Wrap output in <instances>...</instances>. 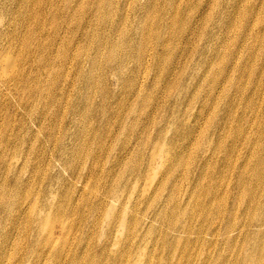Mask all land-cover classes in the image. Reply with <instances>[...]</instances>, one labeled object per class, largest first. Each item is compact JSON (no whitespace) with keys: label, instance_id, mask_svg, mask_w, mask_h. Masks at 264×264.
<instances>
[{"label":"rangeland","instance_id":"1","mask_svg":"<svg viewBox=\"0 0 264 264\" xmlns=\"http://www.w3.org/2000/svg\"><path fill=\"white\" fill-rule=\"evenodd\" d=\"M26 1L0 0V52L18 58L24 36L32 41L28 57H23L27 60L20 61L25 79L17 94L3 88L0 96V195L6 197L0 196V263L68 264L76 258L83 264H119L122 250L126 253L130 248V256L123 258L130 264H246L249 251H262L260 242L256 246L255 235L263 232L264 226L255 222L249 227L242 208L238 214L231 199L223 200L224 190L231 185L227 180L218 182L219 197L212 211L225 208L226 220L231 213L236 223L240 219L239 227L231 233L233 241L227 239L221 216L209 215V210L205 216L208 222H197L192 234L183 232L181 225L173 231L155 214L164 198L171 200L170 207L180 199L178 189L186 183L182 173L192 167V152L204 144L210 119L222 104L218 93L208 100V105L214 103L217 108L207 107L196 140L185 151L182 141L194 120L182 123L199 110L208 86L203 78L195 84L200 60L193 56V49L214 38V48L220 54L221 36L215 30L212 38L209 24H227V18H217L225 3L111 0L99 13L95 0H81L82 4L80 0ZM246 1L248 8L255 6L256 11L245 16L231 13L234 32L239 29V18H264L263 0ZM148 3L152 6L149 13ZM212 14L216 18H210ZM203 17L208 18V24ZM38 18L42 24L35 20ZM204 28L207 43L200 39ZM125 54L128 59L123 68L107 61L109 56L118 61ZM93 59L97 60L95 66ZM218 62L211 73L221 68ZM197 90L201 96L195 99ZM51 98L55 104L50 111ZM207 144L201 151L204 156L211 149ZM161 150L169 154L168 166L162 165ZM179 157L182 162L175 179H170L165 190V186L157 189ZM197 166L193 169L198 171L200 156ZM207 183L202 181L203 188ZM196 200L190 199L189 213L195 210ZM29 206L34 209L31 214ZM127 209L137 223L130 237L110 218L111 212L123 217ZM45 211L47 219L38 218ZM200 225V237L206 243L196 238ZM248 231L253 233L247 236ZM35 239L37 250L32 245ZM57 257L61 262L56 263Z\"/></svg>","mask_w":264,"mask_h":264},{"label":"bare ground","instance_id":"2","mask_svg":"<svg viewBox=\"0 0 264 264\" xmlns=\"http://www.w3.org/2000/svg\"><path fill=\"white\" fill-rule=\"evenodd\" d=\"M27 1H29V0H27ZM95 1L96 2L98 1V5L96 4L97 5L96 8H98V12L100 13V12L104 11L103 8L105 6H103V5L105 3L108 4V2H110L111 0H95ZM221 1L223 3V6L225 3V7H222V10L218 14L217 18H227V24L225 26H223L222 21H221V24L219 26H215L216 25L215 21H212L209 24V28H210L209 31H210V34L212 35V38H213V34H214L215 30L219 31V36H221L220 46H218L221 48L220 54H218V52L214 48V47H217V45L214 44L216 39H214V38L212 40L209 39L208 43H207V38L209 36L204 35V33L206 31L205 28L203 29V32H202L203 35H202V38H200V39L203 41L206 40L207 45L201 46V44H200V46L194 47L195 49H193V50H195L193 56H195V57L198 56L199 60H200V61H198V64H200V67H198V71H197V75L200 74V76H199L198 80H196L195 84L198 85V82H200V80H202V78H203V81H206L205 83L206 84L208 83V86H207V90L204 94V97H205L204 102L200 105L199 110L196 111V113L189 115V118H187V121L182 123V124L188 125L191 122V120H194V123L189 126L188 135L182 141V147L185 149V151L189 150L190 146L192 147V145H193L192 141L196 140L194 138V136L196 135V132H198L197 129L200 128L199 127L200 121L202 120V117H203L207 107L209 105H211V104L208 105V100H211L213 98V96H215V94L218 93L222 97V104L219 107V109H217V111L214 115V119L213 120H212V118L210 119L209 126H208L210 128L207 131V137H206V140L204 141V144L200 145V147H198V150H194L192 152V154H193L192 167L188 170L187 173L186 172L182 173V175L185 176L186 183L184 186H180V188L178 190H179L180 196L183 197V199H181V197L179 199V197H178L175 201H172V206L170 207L168 204L170 203L171 200H169L168 198H164L160 202V205L158 206L155 214L159 217V220L161 221L162 224H167L168 227L170 229H172L173 231L175 230L176 225H181V229L183 232H185L187 234H192L194 232V227L197 224V222H200V220L204 223L208 222L207 217H205V216L207 215L206 213H208V210H209V215L211 213H215L216 216L217 215L221 216V221L224 220V222L226 224V226H225V232L226 233L225 234L227 235V239H229L230 241H233L231 233L236 231L237 228L239 227L238 225L240 223V219L237 218L238 221L236 223V218L233 215L231 216V214H232L231 213L228 215V219L226 220L225 219V217H226L225 208H223V209L218 208L215 211H212V209L214 207V201L219 197V191L217 189L219 181L227 180L228 184L229 183L231 184L230 188H226L224 190L223 200H226V202H227V200L231 199L232 203H234V205H236V211L238 212V214L242 208L243 213L245 215V221L249 225V227H251L253 225V223H255V222L259 223L260 226H264V18H239V21L241 19L239 29H237L234 32L233 31L234 24H233V20L231 19V18H233L232 15L242 13L245 16V15L250 14V12L252 13V11L255 10L256 7L251 6L250 8H248L249 6L247 5L246 0H221ZM256 1L258 2V0H256ZM85 2H86V0H85ZM260 2H261V0H260ZM79 3L82 4V1ZM129 3L130 2H128V4ZM213 4L214 3H212V6H213ZM28 5H30V4H28ZM245 5H247V6L245 7ZM79 6H81V5H79ZM79 6L77 5L78 8H79ZM260 6L262 9H264V0L260 4ZM151 7L152 6L148 3V7L146 9L147 12L150 11ZM242 7H243V9H241ZM81 8H83V7L81 6ZM85 8H86V5H85ZM102 9H103V11H101ZM109 9H110V7H109ZM143 9H144V6H143ZM228 9H230V10H228ZM23 10H24V7H23ZM83 10H84V8H83ZM124 10H127V9H124ZM231 13H232V15H231ZM81 14H83V13H81ZM94 14H95V12H94ZM125 14H126V12H125ZM254 17H255V14H254ZM22 18H23V16H22ZM210 18H216V16L212 14ZM35 20H37L39 22L38 24H42L41 18H38ZM29 21H28V26H30V24H31ZM204 21H206L207 24L209 22L208 18H204ZM11 25H12V23H11ZM55 26L57 28V25H55ZM161 26H164V25L161 24ZM217 27H219V30L217 29ZM236 28H238V27H236ZM28 29H30V28H28ZM16 30H17V28H16ZM142 30L144 31V25L142 26L141 31ZM27 31H29V30H27ZM31 31H33V30H31ZM127 31H128V29H127ZM16 33H18V32H16ZM29 34H31V36H33L32 33H29ZM230 34L232 35V36H230L231 40H229ZM25 35H27V34H25ZM31 36H29V37H31ZM32 40H34V39H32ZM203 41H202V43H203ZM30 42H32V41H30L29 39L27 40L24 36V40L22 41V45H21L22 46V48H21L22 52L20 51L21 53L18 52V54H16V55H18V58H16L15 56H12V54L10 55L9 53L4 54V53H1L2 51L0 52V96L1 97L4 95V91H2L3 88H8L10 91L14 90L17 94L18 85H20L19 84L20 81L22 80V78H24V74H23L24 72H23L22 66H20L23 63H20V61L22 62V60H23L25 62L27 60L26 58H25L26 60L23 59V57L25 55H27V53L30 50V46L32 45V43L30 45ZM12 43H15V42H12ZM11 44H10V46H11ZM33 44H34V42H33ZM7 48H9V47H7ZM7 48H3V49L5 50ZM13 48H14V51L18 50V48L17 49H15V47H13ZM34 48H36V47H34ZM14 51H13V53H14ZM96 53L98 55L99 49L97 50ZM29 55H31V54H29ZM27 57H28V55H27ZM29 57H32V56H29ZM127 59H128L127 54H125L118 61H116L114 58H112V56H109L107 58V61L108 62L109 61L115 62V63H117L118 68H123L124 63ZM218 60H219L218 63L221 64V68L218 70V72L211 73V70L213 68L212 66ZM40 61H41V59H40ZM96 61L97 60H94V59L92 60V63L94 66L96 64ZM41 62L43 63V61H41ZM243 80H244V82H243ZM23 83H25V82H23ZM202 87L200 86L198 89L202 90ZM218 90H220V91H218ZM28 91L29 90L27 89V92ZM31 92H33V90ZM182 93H183V91L180 90V92H179L180 98L182 96ZM29 94H30V92H29ZM48 94H50V93H48ZM169 94H168V96H169ZM25 95H26V93H25ZM165 96H167V94H165ZM200 96L201 95H200V93H198V90H197L195 99L200 97ZM166 98L167 97H165V101L167 100ZM215 98H217V96ZM54 104H55L54 100L51 98L48 101V107L50 108L48 110L51 111L52 108L50 106L54 105ZM130 106H131V104H130ZM211 106H213L215 109L217 108V107H215L214 103H212ZM32 108H34V107H32ZM134 121H133V123H134ZM143 130H144V128H143ZM174 132H175L174 134L177 135V133H178L177 127H176V130ZM143 135H144V133L142 134L141 137H143ZM134 142H135V139H134ZM208 142H211V145L207 144ZM206 144L210 145L211 149H210V152H208L206 154V156H204L201 153V151H202V148L204 146H206ZM137 145H139V144H137ZM164 146H165V144H164ZM238 150H239L238 154L235 155V152ZM161 153H163V150H161L160 155H161ZM187 156H186V158H187ZM199 156H200L201 168H199L197 171ZM179 158H180V160H179V163L177 164V166L174 165L172 169H171V166L168 168L165 175L163 176L164 178H166V180H163V182L160 183V185L157 187V189L159 187L161 188V187L165 186L164 187V190H165L168 186V183L170 182V179H173V180L175 179V173H176L177 169L181 166V162H182V158L181 157H179ZM168 159H169V154L167 152H164L162 154V157H161L163 166H165V165L168 166V164H169V163H167ZM186 160H185V162H186ZM194 164H195V166H197L195 170L193 169ZM122 165H124V163ZM169 172L171 174H169ZM204 180H208V182H209V183H207L206 188H203V186H202V181H204ZM26 185H28V184H26ZM136 186H137V184H136ZM114 190L115 189H112V192L115 195L116 190L115 191ZM54 195H56V194H54ZM127 195H128V193H127ZM203 195H204V197H203ZM3 196H4V193H3L2 197ZM51 196H52V194H51ZM53 197H51V199ZM193 198L197 199L195 207H194L195 208L194 211H196V212L193 211V213L192 212L189 213L190 199H193ZM54 199H55V197H54ZM49 200H50V198H49ZM242 200H244L246 202L242 203ZM4 201H7V204L9 203L7 199ZM39 203H40V201H39ZM50 205L52 206V204H50ZM9 206H11V205H9ZM41 206L46 209L45 205L41 204ZM28 208H29V210L33 209V207H30V206ZM168 211H169V215H167ZM17 212H19V211H17ZM112 213L113 212H111V214H110V218L112 220L117 221L119 226L122 227V230L125 229L127 231V234H128L127 237H130L131 235H133V233H134L133 229L135 228L137 223H136V219L134 218V216H132V215L130 217L128 216V214H129L128 209L124 210L123 217L117 216L116 214H114V213L112 214ZM194 213H197V215H195ZM30 214H31V210H30ZM46 214L47 213L45 211L43 216L42 217L40 216L38 218L47 219ZM235 214H237V213H235ZM241 217H242L241 220H243V214ZM198 218H202V219H198ZM36 219H37V217H36ZM217 220H219V219H217ZM142 229H144V225L142 226ZM164 230H166V229H164ZM205 230L211 231V228H207ZM39 231L40 230L38 229V232ZM240 232H239V236L241 234ZM248 232L249 233L247 234V236L249 234L253 233L250 231H248ZM200 233H203V228L201 227V225H200V228L197 232V237H196L197 240H201V238H202V237H200ZM127 237H126L125 242L129 241ZM138 237H139V235H137V238ZM263 237H264V231L263 232L259 231L256 233V235H255V241L256 242L255 241L254 242L256 243V246H259V242H260L263 245V249H262V251H259V248L256 251L247 250V251H249L250 257L247 260L246 264H259V261L264 262V242L262 243ZM187 239L188 240H186V242L188 243L189 238H187ZM202 241L204 243H206L204 237L202 238ZM36 243H39L37 239H35V244L32 243V245H35L34 248L36 247L35 250H37V246H38ZM32 245H30L31 248H33ZM17 246H18V244H17ZM125 248H123V249H125ZM16 252H17V250H16ZM36 252L38 253V254L36 253L37 255H39V256L41 255V252H38V251H36ZM34 253L35 252H32V254H34ZM89 253H88V256H89ZM129 253H130V248L126 249V253L122 250V254H123L121 256L122 261H120L119 264H130L128 258L123 259ZM43 255H45V253ZM28 256H29V254H28ZM47 256H48V254H47ZM128 256H130V254ZM141 256L143 257V255H141ZM31 257H32V255H31ZM139 258H140V262H143L140 256H139ZM60 260H62V258L57 257L56 263L61 262ZM26 262H27V258H26ZM29 262H30V260H29ZM64 263L66 264L67 261L63 262L62 264H64ZM240 263L244 264V263H242V261ZM28 264H30V263H28ZM68 264H83V263L77 262V259L75 258V259H72L71 262H68ZM89 264H92V263L89 261ZM135 264H137V263H135Z\"/></svg>","mask_w":264,"mask_h":264}]
</instances>
